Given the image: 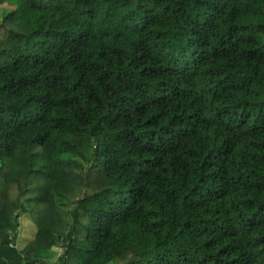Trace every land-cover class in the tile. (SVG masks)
I'll use <instances>...</instances> for the list:
<instances>
[{"label":"trees","instance_id":"obj_1","mask_svg":"<svg viewBox=\"0 0 264 264\" xmlns=\"http://www.w3.org/2000/svg\"><path fill=\"white\" fill-rule=\"evenodd\" d=\"M0 264H264V0H0Z\"/></svg>","mask_w":264,"mask_h":264},{"label":"rangeland","instance_id":"obj_2","mask_svg":"<svg viewBox=\"0 0 264 264\" xmlns=\"http://www.w3.org/2000/svg\"><path fill=\"white\" fill-rule=\"evenodd\" d=\"M35 232L36 226L29 218V216L26 214L20 216L17 237L18 245H24L28 240H30L34 236Z\"/></svg>","mask_w":264,"mask_h":264}]
</instances>
